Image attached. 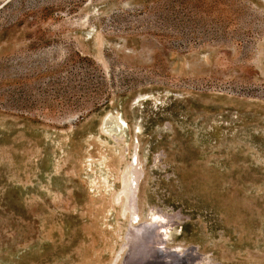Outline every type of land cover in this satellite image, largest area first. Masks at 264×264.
I'll use <instances>...</instances> for the list:
<instances>
[{
    "label": "rangeland",
    "instance_id": "374dc122",
    "mask_svg": "<svg viewBox=\"0 0 264 264\" xmlns=\"http://www.w3.org/2000/svg\"><path fill=\"white\" fill-rule=\"evenodd\" d=\"M165 260L264 264V0H0V264Z\"/></svg>",
    "mask_w": 264,
    "mask_h": 264
},
{
    "label": "bare ground",
    "instance_id": "6f19581e",
    "mask_svg": "<svg viewBox=\"0 0 264 264\" xmlns=\"http://www.w3.org/2000/svg\"><path fill=\"white\" fill-rule=\"evenodd\" d=\"M101 126L105 130H107L108 127H113L115 132L122 133L124 131V128H125V123H124V121L121 118H119V116H117V115H115L113 113H108L104 117ZM133 151H134V149H133ZM138 170H139V168H138V165L136 163V159H135V157H133V161L130 164V169L128 170L129 171L128 173H130L131 176L128 173H127V175H129L130 178H127V175L126 176H123V178H122L123 179V182H122L123 184H121L122 185V189L120 191V193L123 194V196H125V205L123 206V208H124L123 211L124 212L122 213L121 216H123L125 214V210L126 209L127 210L130 209V211H131V224H137V226L134 228V232L132 233V235L129 234V235L126 236V239H127L126 240V244H127L126 246H128L129 249H130V251H129V254H130L129 257L130 258H136V257H139V256L146 257V256H148L150 254L154 255V253L160 248L158 246L161 243L160 241H157L158 233L156 232V228H153V226H155V225L156 226L157 225L159 226L162 221L160 219H157V218L154 217V218H152L149 221L150 223H147V224H144L143 223L142 224L141 221H140L139 215L136 213V211H134L131 208V202L134 199L133 196H134V192H135L136 187H137V182H138V180L140 178V175H141L140 174L141 172H138ZM118 196L115 197V202H117L119 200L118 198H120V197H118ZM132 206L134 207V205H132ZM169 225H167V224L166 225H162L161 226V229L164 231L165 228L167 226H169ZM162 230H160V231H162ZM165 232H166V230H165ZM161 237H162L163 243L168 241V237L166 238V235H165L164 232L163 233L161 232ZM157 244H158V246H155ZM160 246H162V244ZM162 248H164V247H161V249ZM176 252H177V250H173V251L167 250L166 251L167 257L172 256ZM154 256H156V255H154ZM170 258L172 260L173 259V256L170 257ZM170 258H168V260L171 263ZM146 259H148V258H146ZM153 259H155V257ZM175 260H177V258ZM163 261H164V259H163ZM170 263H168V261H166V262H161V263H156V264H170Z\"/></svg>",
    "mask_w": 264,
    "mask_h": 264
}]
</instances>
